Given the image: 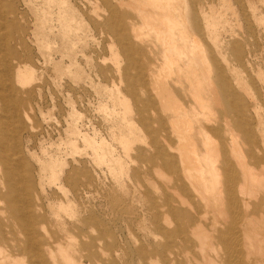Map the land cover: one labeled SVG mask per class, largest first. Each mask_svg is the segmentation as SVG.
<instances>
[{"label": "rangeland", "instance_id": "1", "mask_svg": "<svg viewBox=\"0 0 264 264\" xmlns=\"http://www.w3.org/2000/svg\"><path fill=\"white\" fill-rule=\"evenodd\" d=\"M122 1H3L14 9L4 15L13 52L3 57L10 66L4 71L9 89L5 93L21 101L12 122L16 132L9 137L10 146L16 145L7 154L23 162L18 195L28 201L35 218L32 229L43 264H53L49 248L57 264L66 263L58 255L59 244L82 264H140L137 250L148 249L157 236L154 232L165 227V205L177 204L154 176L153 167L159 166V159H153L156 149L167 151L178 144L172 127L176 121L162 103L175 100L188 110L198 103L186 83L170 80L158 89L149 84L151 64L144 54L153 64L159 48L152 39H134L140 21L119 4ZM187 4L197 12L198 39L220 55L227 80L247 106L248 125L263 131L264 0ZM109 18L117 36L127 35L130 44L141 49L145 86L127 84V60L109 29ZM237 45L240 58L235 56ZM216 107L212 117L221 121L224 108ZM202 118L180 129L197 148L202 147ZM229 118L234 119L231 114ZM260 137L257 134L263 146ZM178 172L170 174L172 180ZM190 195L192 210L203 212L201 199ZM170 219L172 229L191 224L175 212ZM18 228L10 220L2 222L0 246L29 261Z\"/></svg>", "mask_w": 264, "mask_h": 264}, {"label": "bare ground", "instance_id": "2", "mask_svg": "<svg viewBox=\"0 0 264 264\" xmlns=\"http://www.w3.org/2000/svg\"><path fill=\"white\" fill-rule=\"evenodd\" d=\"M3 1L0 0V205L4 209H0V228L5 220L19 227L25 236L23 250L29 253V261L0 246V264H43L39 259L43 252L39 253V246L36 247L32 229L35 218L28 201L18 195L21 181L17 177L22 176L23 162L11 159L12 156L7 154L16 145L10 146L9 137L16 132L12 122L21 101L9 92L5 93L9 89L5 88L8 78L4 71L8 72L10 66L4 59L13 52L7 44L10 32L6 30L9 23L4 15L14 9L12 11L11 5ZM119 4L131 9L140 21L134 30V39H152L159 48L153 64L150 56L144 54V59L151 64L147 73L149 84L158 89L166 87L170 80L177 85L186 83L199 106H191L188 110L175 100L170 104L162 103L176 121L172 127L176 130L178 144L167 151L156 149L153 159H159V166L153 167L154 176H158L164 194L169 193L177 204L165 205L168 211L162 221L165 227L154 232L157 236L148 249L137 250L140 264H264V145L257 140V134L264 140V130L255 131L248 125L247 106L227 80L220 55L198 39L201 26L197 12L188 6L187 0H125ZM111 20H107L109 29L116 37ZM116 39L127 60L123 68L127 84L133 85L137 81L145 86L141 49L130 44V38L125 34ZM235 48V56L240 58L239 46ZM132 71L138 75V80L132 79L135 74ZM157 95L163 97L160 92ZM216 105L224 108L221 121L213 118ZM201 118L204 119L199 131L203 136L202 147L197 148L180 129L182 124L188 123L191 127L192 121L201 122ZM172 172H178L177 179L172 180ZM189 193L201 199L203 212L196 214L192 210L187 197L191 196ZM173 212L182 219H191V224L170 228ZM208 212L210 220L206 223ZM57 250L65 264H82L70 258L68 247L59 244ZM49 257L53 264L58 263L50 248Z\"/></svg>", "mask_w": 264, "mask_h": 264}]
</instances>
